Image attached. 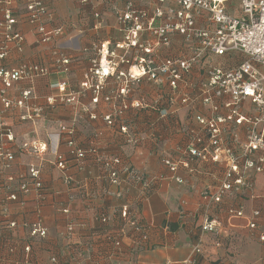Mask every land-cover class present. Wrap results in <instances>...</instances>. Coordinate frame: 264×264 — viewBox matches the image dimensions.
<instances>
[{
    "label": "built area",
    "instance_id": "obj_1",
    "mask_svg": "<svg viewBox=\"0 0 264 264\" xmlns=\"http://www.w3.org/2000/svg\"><path fill=\"white\" fill-rule=\"evenodd\" d=\"M22 1L27 21L40 34L39 41H49L53 35L64 32L61 27L45 28L44 22L51 17V12L42 0ZM80 1L87 3L89 0ZM11 3V0H0L3 16L0 22V58L6 56L10 48L22 49L23 34L13 29L17 19L12 14ZM239 9V14L230 13L226 10V0H125L123 8L116 12V28L121 33V39L111 48L103 42L98 46L96 59L79 84L81 88L92 90L91 102L97 103L101 98L110 104L111 112L103 117L109 126H113L129 107L157 108L159 116L165 117L168 106L176 100V94H179L177 100L182 105L191 101L207 105L210 114L196 117L199 131L205 138L201 133L191 135L178 158H163L162 161L172 173L179 167L189 172L195 170L190 166V160L221 162V178L215 187L205 186L201 192L202 199L211 204L237 194L247 193L249 197L256 198L253 176L264 172V0H239ZM95 15L98 16L97 13ZM176 35L182 41L183 52L160 56V50L169 49ZM52 54L56 72L67 74L68 56L59 50H54ZM196 66H200L203 73L195 85L191 81V73ZM46 74V67L26 61L9 69L0 68V117L11 107H26L25 114L20 116L22 119L38 115L40 108L30 107L26 102L34 97L31 89H24L17 98L8 97L6 91L15 81H32ZM111 77L116 88L102 93L106 80ZM143 79L155 85H166L167 89L157 93L155 98H130L134 85ZM49 87L56 89L57 94L46 97L47 103L54 104L55 98L65 102L72 100L74 92L67 88L66 80L55 81ZM191 87L194 90L189 95L187 89ZM245 99L250 100L255 114L240 112V104ZM2 126L0 122V128ZM231 126L245 127L244 143L237 140L233 130L225 139L224 133ZM59 130L66 134L69 157L83 159L86 150L75 145L71 138L72 128L60 126ZM118 130L125 134L128 132L125 125H120ZM13 140L12 133L0 131V173L5 177L0 188L7 192L0 202V226L8 229L10 236L13 230L22 228L26 236L20 244L14 236H7L0 242V264L14 262L17 249L23 252L21 259L25 264H36L32 248L47 237L46 227L39 221L18 225L17 221L10 219L8 203L17 201L19 192L27 194L31 191L42 202L47 191L39 176V167L34 164H29L25 174L15 177L5 174L14 158L12 149L6 143ZM18 148L36 155L49 150L60 170L67 166L65 156L44 141H25L19 143ZM88 152L94 153L95 150L89 149ZM100 160L109 183L118 187L108 192L110 196L122 198L132 185H138L144 192L158 180L156 176L132 167L123 166L119 170L117 164L121 159L117 156ZM121 173L129 177L126 188L121 187L124 180ZM175 179L181 181L179 177ZM12 183L15 189L11 190ZM259 199L260 204L249 212L247 227L256 231L257 240L263 244L264 197ZM60 211L67 221L59 234L73 244L71 258L62 261L63 264H83L84 260L91 264H134L133 256L148 248L147 227L128 201L119 204L115 218L105 210L98 211L94 218L100 223V229L92 231L84 242L72 240L76 222L69 217V207H62ZM225 211L229 215L245 216L241 205L226 208ZM202 216L201 234L211 233L214 247L219 248L222 245L220 218L206 212ZM124 238L127 244L123 242ZM192 245V255L187 264H199V258L204 253L201 236ZM48 260L51 264H61L54 254Z\"/></svg>",
    "mask_w": 264,
    "mask_h": 264
},
{
    "label": "crops",
    "instance_id": "obj_2",
    "mask_svg": "<svg viewBox=\"0 0 264 264\" xmlns=\"http://www.w3.org/2000/svg\"><path fill=\"white\" fill-rule=\"evenodd\" d=\"M11 1L10 8L17 19L13 29L23 34L22 49L10 48L7 55L0 58V68L9 69L26 61L40 64L48 70V74L39 75L32 81H15L6 91L8 97L17 98L24 89H31L34 97L26 102L30 107L40 108L38 115L22 119L20 116L25 114L26 107H11L0 117L3 125L0 131L12 133L14 138L6 143L12 149L14 158L5 174L14 177L25 174L29 164H34L39 167V176L47 191L42 202L31 191L27 194L19 192L18 200L8 203L10 219L17 221L18 225L39 221L46 227L47 237L32 248L36 264H51L48 260L51 254L58 257L59 263L71 258L73 244L59 234L67 221L60 211L62 207H69V217L76 222L72 240L84 242L92 231L100 229L95 214L105 210L115 218L117 207L124 201L132 204L148 232V248L133 256L134 264H187L192 255V244L199 236L204 247L199 264H264V243L257 240L255 230L247 227L250 210L260 204L259 197H264V172L253 176L256 198L249 197L247 193L237 194L211 204L202 199L201 192L205 186L215 187L223 174L221 162L190 160L188 162L195 170L189 172L179 167L172 173L162 161L163 158H178L191 135L201 133L196 117L210 114L207 105L201 101L182 105L177 100L179 94H176V100L168 106L165 117L159 116L157 108L129 107L113 126H109L103 117L111 112L110 104L101 98L97 103L91 102L92 90L79 86L83 74L96 59L98 46L103 42L111 48L121 39V33L116 28V12L123 8L125 0H89L87 3L80 0H42L51 12V17L44 22L45 28L61 27L64 30L61 35H53L46 42L39 41L40 34L27 21L23 1ZM1 7L0 22L3 20ZM226 10L239 14V0H226ZM1 41L0 38V44ZM173 41L169 49L160 50V56L183 52L179 36L176 35ZM54 50L61 51L70 59L67 74L56 72L52 59ZM193 69L191 81L196 85L203 70L200 66ZM58 80H66L67 88L74 95L68 102L55 98L54 104H49L46 97L57 94L49 84ZM103 87L102 93L115 89L113 78H108ZM166 89V85H155L143 79L134 85L129 97L155 98L157 93ZM193 90L194 87L187 89L188 94L192 95ZM239 110L255 114L249 99L240 104ZM220 112L224 113L223 110ZM120 125L127 127L126 134L118 130ZM60 126L72 128L71 138L75 145L86 150L83 159L69 157L66 134L60 132ZM231 127L225 131V139L233 130L237 140L244 143L245 127ZM202 136L205 138V135ZM31 140H41L48 146L56 147L68 161L66 168L60 170L57 167L55 156L49 150L36 155L18 148L19 143ZM89 149L95 152L90 153ZM114 156L121 159L117 164L119 170L123 166L132 167L156 176L158 180L150 189L141 192L142 188L138 185L129 186L128 175L121 173L124 179L121 187L129 186V191L122 198L110 196L108 192L118 187L109 183L100 159ZM4 181L5 177L0 173V184ZM12 189H15L14 183ZM6 194L0 188V202ZM239 205L243 207L245 216L226 213V208ZM204 212L221 220L222 245L219 248L214 247L211 233L201 234ZM7 236L17 237L20 244L26 235L22 228H16L10 236V231L0 226V242ZM123 242L128 243L126 238ZM17 250L14 262L9 264H25L21 259L23 252ZM82 263L91 264L88 260Z\"/></svg>",
    "mask_w": 264,
    "mask_h": 264
},
{
    "label": "trees",
    "instance_id": "obj_3",
    "mask_svg": "<svg viewBox=\"0 0 264 264\" xmlns=\"http://www.w3.org/2000/svg\"><path fill=\"white\" fill-rule=\"evenodd\" d=\"M106 172V171H105ZM141 220V219H140ZM141 222H142V220H141ZM142 224H143V222H142ZM147 242H148V237H147V240H146V244H147Z\"/></svg>",
    "mask_w": 264,
    "mask_h": 264
}]
</instances>
